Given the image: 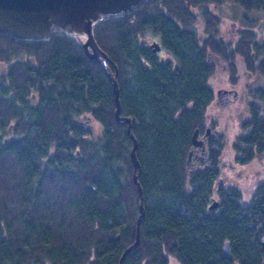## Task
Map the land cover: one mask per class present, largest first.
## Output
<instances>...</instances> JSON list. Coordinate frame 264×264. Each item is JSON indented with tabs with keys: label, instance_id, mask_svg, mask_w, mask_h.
Here are the masks:
<instances>
[{
	"label": "trees",
	"instance_id": "16d2710c",
	"mask_svg": "<svg viewBox=\"0 0 264 264\" xmlns=\"http://www.w3.org/2000/svg\"><path fill=\"white\" fill-rule=\"evenodd\" d=\"M225 2L264 11V0H145L95 26L117 69L130 131L115 118L111 79L74 37L0 32V62L8 65L0 77V264H118L139 215L131 134L145 214L139 245L123 264H228L226 239L230 261L264 264V183L247 204L237 190L219 193L223 207L207 214L216 172H186L190 139L213 97L206 51L226 61L234 80L235 54L253 68L252 52L264 53L251 28L236 46L219 39L220 14L209 4ZM200 16L211 33L207 43L192 28ZM154 41L165 56L153 52ZM89 118L103 126L97 135L85 128ZM253 133V140L264 138V128Z\"/></svg>",
	"mask_w": 264,
	"mask_h": 264
},
{
	"label": "flooded vegetation",
	"instance_id": "af4514ba",
	"mask_svg": "<svg viewBox=\"0 0 264 264\" xmlns=\"http://www.w3.org/2000/svg\"><path fill=\"white\" fill-rule=\"evenodd\" d=\"M245 29L246 27L242 26L241 29H238V33L235 34V36L233 35L228 41L220 32L218 33V37L226 44L228 43L230 46H236L239 39L241 38V34ZM259 30L261 33L258 39L260 44H263L264 31L262 28H259ZM210 34L211 33L204 32L202 34L198 33V36L201 41L203 40L207 43ZM153 52L158 54L160 53L159 55L162 57L166 55V52L162 51L161 47L160 50H155L153 48ZM251 55L252 62L254 64L253 68L247 67V63L244 60V56L242 54L237 53L233 56V62L236 68V79L234 80L228 69V64L226 61L220 55L215 54L213 50L210 49L206 51V60L210 63V65L213 66V71L208 77V85L212 89L213 97L206 106L205 120L202 122V124H200V126H195L194 128V131L195 129H198V135L195 139V142L190 139V147L186 157V172L189 177L195 178L198 175L205 176L206 174H210L214 171L216 172V177L214 178L215 186H213L212 189L213 196L211 197V203L208 205L206 211L207 214H217L223 207L222 202L224 201L222 198L219 199V193L230 194L233 193L234 190H237L242 194V202H246L247 204L253 199L258 186L264 183L263 177L256 183L253 195L245 200L243 193L238 188V186H236L232 181L225 180V178L222 176V171L226 173L231 169L230 164L225 166L220 164L221 155L225 146V141L221 139L223 131L220 129V125L222 123V119L225 118V113H227L228 118V116H231L232 112L233 114L235 112V115L238 116L236 122L238 126L241 124L240 130L243 131L238 135L239 139L234 140V143L232 144L237 160L247 162V160L249 161L251 158H253L256 152H264V138L257 140V137L255 136L256 140H253V131L256 130L257 127L264 128V69H259L260 63L264 60V53L257 54L253 51ZM16 59H20L18 55L13 57L9 56L10 63L14 62ZM218 66H221V68L224 69L225 75L222 77L219 85L215 87L213 85L215 80L213 79H218L216 73ZM6 67H8L7 64ZM2 71L3 72H0V77H4L7 68L3 69ZM242 76L244 78L243 82L240 80ZM31 98L34 101L35 95H32ZM84 124L86 129H91L93 132H95L94 134H96V125L93 123V120L89 118ZM97 125L102 130V124L97 122ZM11 128L12 126L10 125L8 128L10 137L13 136ZM6 136L7 135H5V137ZM237 143L242 144L240 151L237 147L239 146ZM198 215L201 216V213ZM260 240L264 248V236L260 237ZM225 242H229L230 247V256L223 254L224 245L222 248L221 253L227 258L226 263L240 264V262L237 260L230 261V259L233 257L230 240L226 239Z\"/></svg>",
	"mask_w": 264,
	"mask_h": 264
},
{
	"label": "water",
	"instance_id": "95a60500",
	"mask_svg": "<svg viewBox=\"0 0 264 264\" xmlns=\"http://www.w3.org/2000/svg\"><path fill=\"white\" fill-rule=\"evenodd\" d=\"M145 0H0V32H7L18 39L46 40L53 31H63L66 34L85 35L81 46L86 56L97 61L111 79L114 93L116 120L128 122L131 130V117L122 116L120 90L117 79V69L113 72L109 66L108 54L99 46L94 36L95 26L104 19L128 13L133 7ZM155 50H160L158 42L150 44ZM198 135V129L192 134V141ZM133 146L131 159L134 165L133 180L139 197V215L136 222V237L120 255L118 264H123L127 253L136 248L140 242V221L144 217V200L142 186L138 180L137 168L139 160L136 155L137 139L131 134ZM215 203V202H213ZM119 238V234L117 235ZM223 254L230 256L229 242H225Z\"/></svg>",
	"mask_w": 264,
	"mask_h": 264
},
{
	"label": "rangeland",
	"instance_id": "374dc122",
	"mask_svg": "<svg viewBox=\"0 0 264 264\" xmlns=\"http://www.w3.org/2000/svg\"><path fill=\"white\" fill-rule=\"evenodd\" d=\"M209 5L211 9H214L215 12L220 14L221 19L218 24L220 28L219 32L225 37L227 41L231 39L233 35L235 36V34H237L239 31L238 29H241L242 26L254 30L256 34H258V37L260 35L259 28H262V30L264 31V11H252L245 13L242 9L238 8V6L229 2H225L219 5L211 3ZM193 9L196 12V10L199 11L200 8L193 7ZM243 14L246 16L245 20L241 19L243 17ZM203 21V17L200 16L192 26V28H194V30L199 34H202L205 31ZM72 37H74L80 44L82 43V40H84L78 35H73ZM155 39H157V37H155ZM6 64L7 63L5 62H0V72H3L2 70L7 68ZM216 73L218 79H213L215 80V82L212 81L215 87L219 85L222 77L225 75L224 69H222L221 66H218ZM240 80L241 82H243V76ZM224 117L225 118L222 119L220 129L223 131L221 139L225 141V146L221 155L220 164H222V166L230 164L231 169L226 173L222 171V176L225 178V180L232 181L236 186H238V188L243 193L244 199L247 200L253 195L256 183L264 177V152H256L253 158H251L249 161L247 160V162L237 160L232 144L234 143V140L239 139L238 135L243 132L240 130L241 124L238 126L236 122L238 116L235 115V112L234 114L232 112L231 116H228V118L227 113H225ZM83 118L85 119V117ZM93 123L96 125L95 131L97 135V133L101 131V128L97 125V121L93 120ZM237 145H239L237 147L240 151L242 144L237 143ZM170 264H177L176 259L171 258Z\"/></svg>",
	"mask_w": 264,
	"mask_h": 264
},
{
	"label": "bare ground",
	"instance_id": "6f19581e",
	"mask_svg": "<svg viewBox=\"0 0 264 264\" xmlns=\"http://www.w3.org/2000/svg\"><path fill=\"white\" fill-rule=\"evenodd\" d=\"M80 37H81V38H85V35L83 34V35H81Z\"/></svg>",
	"mask_w": 264,
	"mask_h": 264
}]
</instances>
